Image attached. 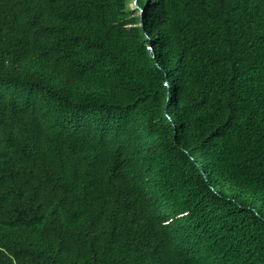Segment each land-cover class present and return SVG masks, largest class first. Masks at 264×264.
<instances>
[{
  "label": "trees",
  "instance_id": "obj_1",
  "mask_svg": "<svg viewBox=\"0 0 264 264\" xmlns=\"http://www.w3.org/2000/svg\"><path fill=\"white\" fill-rule=\"evenodd\" d=\"M131 2L0 0V264H264V0Z\"/></svg>",
  "mask_w": 264,
  "mask_h": 264
},
{
  "label": "rangeland",
  "instance_id": "obj_2",
  "mask_svg": "<svg viewBox=\"0 0 264 264\" xmlns=\"http://www.w3.org/2000/svg\"><path fill=\"white\" fill-rule=\"evenodd\" d=\"M128 7L134 13V14H132V16H139L140 15L139 10L137 9L135 0L134 1L132 0V2L128 5Z\"/></svg>",
  "mask_w": 264,
  "mask_h": 264
}]
</instances>
